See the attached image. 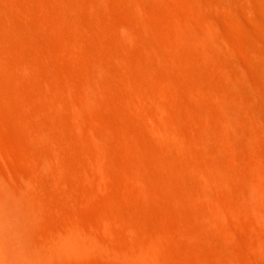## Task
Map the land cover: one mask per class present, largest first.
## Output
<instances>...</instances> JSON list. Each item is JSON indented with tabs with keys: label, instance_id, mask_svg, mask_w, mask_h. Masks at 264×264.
<instances>
[{
	"label": "bare ground",
	"instance_id": "bare-ground-1",
	"mask_svg": "<svg viewBox=\"0 0 264 264\" xmlns=\"http://www.w3.org/2000/svg\"><path fill=\"white\" fill-rule=\"evenodd\" d=\"M59 1H56V4L57 2L60 3ZM61 1L63 4L66 0ZM80 1L81 0H71V2H67L68 5L65 2L63 5L60 4L57 10H53L52 5L50 8L48 4L50 0H21L19 3L25 11L31 12V9L32 11H34L35 8L40 9L44 14H40V16H44L46 21L56 24V27L61 24L63 28L60 30L66 35L65 40H67V43L75 47H73V50L77 47L75 51L80 52V49L85 48L84 45L86 43L93 42L99 35L97 34L96 38L93 37L92 41L90 40L92 38H86L88 37V35L86 36L88 33L87 31L92 30L90 27H95L91 23L99 21L97 19L103 13L100 6H106L107 0H87L89 5L85 1L87 5H83H91L89 10L92 7L90 11L94 13L93 17H90L88 13V18H91L90 20H86L83 15L80 14L82 11L80 12L79 10H83L81 9L82 7L78 9L79 12L75 11V6L77 7L76 3L79 5V3H81ZM161 1L165 6L153 0H127L126 3L128 5L134 2L133 6L139 13L143 14L144 17H149L151 15L153 19L158 20V23H160L161 16L168 17L175 25L171 32L165 30L163 27L152 28L149 24L136 23L137 20L135 22H133V20L131 23H127V21L121 22L117 25L118 31H120L119 35L124 40L125 44L132 42L131 40L133 37V41H136L135 37L142 38L141 41L139 40L135 43L136 45L138 44L140 51H143V56L133 55L134 58L124 59L125 64L127 62L131 67L129 70L130 77L128 76L126 78L127 81L128 78H130L128 82L130 84V92H128L129 94L127 93L128 96L125 108L127 111H130L137 120H140L138 121L143 128L148 129L156 138L157 145H151L150 154L156 157L157 161L155 164L160 167H157L159 168L157 172H153L150 168L151 165L147 162L148 158H146V161H144L145 159L142 160V162H140L141 164L134 161L135 164L137 163L136 166L133 159L128 157L123 162L129 163L130 166L134 165V167L137 168L136 170H133V167L130 168L131 170L129 169L131 173L133 170L135 174L133 178L134 181L132 179L129 181L130 183L133 182L135 189H137L136 191H138L140 195L144 196V198L151 197V199L160 203L157 206L160 207L159 209L163 215L165 213V218H167L168 221L172 223L179 222L176 221V214H174V211L176 213L179 211L188 218V223L183 225L182 223L181 225L178 224L179 227L177 226L176 230L170 228L164 229L162 226H156L155 224L156 227H153V233H150V231L148 235H141L143 234L141 232L145 231L147 221L135 219V217L121 212V210H116L117 223L127 227H130L128 224H132L131 232L135 234L131 242L130 236H120V242L113 245L97 231H88L81 225L72 224L47 237L41 243L33 242L29 245L26 244L28 236L22 233L19 228H23L18 226L19 223L21 226V222L23 221H29L30 215L27 214L31 213V216L33 215L34 210L31 211V208L28 209L31 212L25 213L27 216L22 211V202H24L25 207L29 199L26 197V201L23 197H18L20 195H15L8 190L3 191L0 189V264H67L81 257L93 258L98 255L107 258L112 264H254V256L252 255L254 251H258V253L264 256V170L261 168L262 158L257 153L258 148L264 147V132L262 128L264 126V80L262 78L264 77V46L260 44L258 36H255L254 33L243 28L236 18L231 17L232 15L224 16L222 14V9L224 8L223 1L225 0ZM182 1L192 10V15L186 17L181 15L179 10H171L166 7L169 5L177 6V4ZM227 1L228 0H226V2ZM65 4L67 6H65ZM204 5H208L220 15L214 17L206 14L202 8ZM226 5H228V3H226ZM242 6L244 7V4ZM16 7L15 9L18 8ZM232 7L233 6H231V8ZM105 8L106 11L110 9L115 11V13L117 12L111 7ZM6 9H4V11L0 9V12H5ZM10 10H12V8ZM37 11L36 13H38ZM250 11H252V7ZM109 12L110 11L104 14L111 19L112 13L110 14ZM59 13L63 14V17H59ZM31 14L33 15V13ZM97 15V19H92ZM105 15L101 16V18H105ZM248 17L252 16L250 15ZM12 18L10 19L11 21ZM35 18L36 20L38 19L37 17ZM111 20L113 21V18ZM251 20L248 22L251 23ZM20 22L23 23L25 21ZM20 22L16 23L21 25ZM35 22L37 23V21ZM29 23L32 24V22ZM253 23L255 24L256 22L254 21ZM4 24H6V30H9L10 27L7 28V23L3 22L2 26H4ZM12 25L15 27L14 30L20 29V37L22 38H24L23 35L26 36L29 33L26 29L27 31L24 32L26 33L25 35L23 33V29H25L23 28L24 26H17L15 21ZM12 25L10 30L13 27ZM34 25L32 28H35ZM88 25L91 26L89 27ZM38 26H40V24H38ZM54 26L51 27L53 30ZM69 26L70 29H74L71 28L72 26L82 30L86 29V32L81 31L83 33L81 35L85 33L87 41L83 37H79L80 35L76 37L79 41L80 38L84 39L80 44H75L72 39L67 38L66 28H69ZM86 26L89 28L87 29ZM158 26H160V24H158ZM4 27L0 28L2 29V34L0 32L1 42H3L4 37L2 36L6 32L3 30ZM40 28L41 27H39V29ZM103 28L107 29L106 26H103ZM108 28V32L106 31V33L112 32L116 36V21L113 24L111 23ZM260 28L262 27L260 26ZM104 29H102V32H104ZM91 32L89 31L90 35ZM33 35V38H37L38 42H40L36 30ZM68 35L70 36L71 33ZM108 35L110 36L111 34ZM17 36L19 39L18 34ZM92 36L94 35H91V37ZM103 36L104 38L109 37L105 34L99 35V37L102 38ZM150 36L162 39V42H150L148 40ZM73 37L74 35L71 36V38ZM102 38L100 39L102 40ZM25 39H28V36L27 38L25 37L24 40ZM76 39L74 37V40ZM97 39L94 43L98 45V48L104 47V45L109 42L107 38V42L103 39L106 44H104L105 42L103 41L101 45L99 42L100 39L98 40L99 43H97ZM14 40H16L15 37ZM22 40L23 39H20L16 42L18 43ZM22 42L21 45L23 44ZM94 43L88 45V47L90 46L89 48L86 44L85 46L87 48L84 50L91 49ZM115 43L112 45L113 47H116ZM81 44L84 45L81 46ZM106 46H110V42ZM34 47L31 49H34ZM94 47L96 48V45ZM98 48L95 49L97 54L101 50L99 49L97 52ZM116 49L117 47L115 50ZM26 51L27 49L25 52ZM102 51H104L103 48L101 52ZM101 52L98 54L101 55L100 57L103 55L100 54ZM97 54L95 55L97 56ZM79 55L81 56L80 53ZM104 55L108 60L114 57L113 59L116 61V52H113L112 48H109L108 51L106 50ZM85 57L88 60L87 56ZM92 58L96 57L92 56L89 58V61L90 59L92 61ZM10 59L11 58L0 51V89L8 94L12 92L9 80L15 75L10 68ZM15 59L24 60L25 56L18 58L16 55ZM86 59H84V62ZM96 60H93L95 66L91 64L92 62H89L96 68L91 69L88 68L89 66L85 67L88 72L83 77L81 76V80L84 81L86 87L76 85V78L73 76L70 77L69 75L70 78L65 77L64 79H67L76 87L75 93L80 95L82 106L84 105L86 108L89 107V109L92 107L91 110L93 112H91V114L92 116L95 115V117L93 116V122H95L98 127L101 126L102 129H100L102 131L106 129V133L103 132V134H107L110 133L109 131H112L111 128H114L115 125L107 118L108 116H103L100 110H97V107L95 110V106L101 103L106 104V102L110 100H113V102H110L114 103L116 96L114 95L115 97H112L111 94L114 92V94H116V82L113 81L114 79L111 80L113 81L112 83L115 84L114 90L112 89L114 86L109 84V79L106 78L108 76L107 74H112V70L107 66L108 61L106 60V64L102 63V58L101 60ZM31 64H33V62ZM134 66H139L141 68V74H135V70L133 69ZM89 69H94L95 72L92 71L93 73L91 74ZM127 69L129 68L127 67ZM98 70L99 73L102 74H99L100 77L106 75V81L104 80V82L107 84L103 82V78L99 79V76L96 78L99 79V83L97 82L98 80H95L96 76L94 75H98L96 73ZM115 73L117 72L115 71ZM110 76L111 75H109V78ZM113 76L115 77V74ZM139 76L141 77L139 78ZM141 79L147 82V84L145 85L144 82L142 83ZM110 87H112L111 89L114 92L111 93L112 90H109ZM181 90L186 92H184V95L187 94L197 101L201 100V103L203 102L204 105L198 106L196 100L193 101L191 98L186 99L182 95ZM107 91H109L110 94H108ZM95 96H97V98ZM98 97H100V101H98ZM111 97L113 99H111ZM210 100L216 101L215 105L217 104V108L209 103ZM96 102L97 104L95 105ZM9 103L10 107H15L12 102ZM108 105L109 104L106 106ZM184 120L191 121V124L186 126ZM123 124H125V127L123 126L125 128V133L136 137L140 143L141 141H143V143L147 141L141 131H139L140 129L136 130L132 125ZM99 134L98 136L92 135L91 137L92 141L96 144V149L91 153L89 152V155L94 163L96 162L95 165L98 164V172L109 175L113 172L115 173L116 170V168L113 170V168L106 164L109 162L107 159L109 153L107 151L110 152L113 145L111 143H103L105 140L102 142L101 139H104L105 135L101 138L102 136ZM135 141L137 140L135 139ZM110 144L112 145L111 147L109 146ZM128 145L131 146L132 142ZM141 154L144 153L142 152ZM56 155L58 154H55V156ZM109 155L115 158L112 162L116 161V154H113V147ZM109 157L110 156H108V158ZM144 157H146V155ZM111 159L109 160L111 161ZM122 165L124 166V163H122ZM162 165L165 167L163 166L164 168H162ZM125 166L127 167V164H125ZM126 167H124V169L127 170ZM124 169L122 168L121 171L126 173L127 171ZM172 172L173 174L174 172L183 174V176H181L182 178H179L180 181L172 177ZM190 175H195L194 177H197L198 181L193 182ZM151 177L156 179L157 185H153L150 182V180H152ZM176 182H180L184 189L180 190V188H176ZM163 194L172 197L176 201V204L170 207V204H164L165 201L161 202ZM185 200L192 201L195 208L193 210L188 209L185 205ZM19 208L21 213L24 214L23 217L28 218L27 220H23L24 218H22V220L20 219L21 213L18 210ZM151 210L147 208L144 212L151 214L154 212H151ZM34 215L32 217H34ZM109 219L110 218L103 220V222H105L100 226H102L101 228H103L104 231L112 233L111 228L113 223L111 225L110 221L113 222V217L111 220ZM23 224L25 225L26 223ZM27 225H29V223ZM27 225L24 227L26 228ZM30 235L32 234L30 233ZM236 245L237 247L245 246L247 250L249 248L253 253L245 251L238 252L234 249Z\"/></svg>",
	"mask_w": 264,
	"mask_h": 264
},
{
	"label": "rangeland",
	"instance_id": "rangeland-1",
	"mask_svg": "<svg viewBox=\"0 0 264 264\" xmlns=\"http://www.w3.org/2000/svg\"><path fill=\"white\" fill-rule=\"evenodd\" d=\"M19 1L21 2V0ZM19 1L18 0H15V1L14 0H0V9L4 11V9L7 8L5 12H0V17H2L0 18V28L6 25L4 24V26H2L3 22L7 23L8 25L7 28L9 27L11 28V25L15 21V24H17V26H20V27L24 26L23 28L25 29H23V33L26 32L27 30L29 31V33L27 32L28 33L27 35L26 33H24L26 36L22 34L24 38L25 37L27 38L28 36V39L24 40V38L20 37V34H21L20 29L19 30L16 29L17 30L16 31L14 30L15 27L12 25L13 26L11 29L12 31L10 30V28L9 30L8 29L6 30V26H5L3 30L6 31L5 32L6 35L4 34L2 36L4 37L3 42L0 41V51L4 55L11 58L9 61L10 68L15 74L14 77H12V79L9 80V84L12 87V92L8 94L2 89H0V182H1L0 189L3 191L8 190L14 193L15 195H20L18 197L20 198L23 197V199H25L26 201L27 199H29L31 202L30 203L28 200L27 201L28 204L25 203L27 205L24 207V202H22L23 201L22 200L21 201L22 202L21 205H23L22 211L24 214L25 213L27 214L30 211L28 209L31 208V211L34 210L33 211V215L35 214L34 217H32L33 215L31 216V213L27 214V215H30V217L28 216L29 219L26 217H23L24 214L21 213L20 208L18 209L19 212L21 213L20 219L22 220V218H24L23 220L25 219L29 220L28 222L27 221L21 222L22 224L21 226H20V223L18 224L19 227L23 228V229H20L18 227L19 230L28 236L26 244L31 245L33 242L41 243L47 237L53 235L57 231H61L65 229L66 227L72 224L81 225L84 229L88 231H92V232L97 231L98 233H100L101 236H104V238L113 245H116L120 242L119 241L120 236H127V237L130 236V242H131L135 234L131 232L132 224L131 225L128 224L130 227H127V226H121L119 223H117L116 214H115L116 210H121V212H124L126 214H129L135 217V219H142L143 221L146 220L147 222L146 221L145 222L147 224H146V228L144 231L145 233L141 232L143 233L141 235H148L150 231H151L150 233H153V227L155 228L156 226H160V227L162 226L164 229L170 228L172 230H176L177 226L179 227L181 223L182 225L188 223V218H186V216L182 212H179V211H177V213L174 211V214H176V217H175L176 221H179V222L172 223L168 221L167 218H165L166 217L165 213L163 215V213L159 209L160 207L157 206L160 203L151 199V197L144 198V196L140 195V193L136 191L137 189H135L133 182L130 183L129 181L131 179L134 181L133 178L135 174L133 170H136L137 168H135L133 164H132L133 166H130L129 163L123 162L125 159H127V157L133 159V162L136 161L137 163L142 162V160L144 159H145L144 161H146V158H148L147 162L151 165L150 168L153 172H157V170L159 169L157 167H160L157 164H155L157 161L156 157L150 154V149L152 147L151 145H157L156 138L153 136V134L148 129L143 128L141 124L139 123L140 120L138 119L139 120L138 121L137 118L130 111H127V109L125 108L126 103H127V96H128L127 93L130 92L129 90L130 84L128 83L130 78H128V81L126 80V78L128 76L130 77L129 70L131 69V67L127 64V62L125 64L124 59L134 58L133 55L143 56L144 54L142 53L143 51L141 52L140 48L138 47V44L136 45L135 43V42H138L139 40L141 41L142 38L135 37L136 41H133L134 40V37H133V39L131 40L132 42H130L129 44L128 43L125 44L124 40L119 35L120 31H118L117 25H119L121 22L127 21V23L129 22L131 23L133 20H134L133 22L137 20L136 23H144L147 25L149 24V26L152 28H155V27L162 28L163 27L165 30H169V32H171L175 27L173 21L169 19L168 17L161 16L160 23H158V20L153 19L151 15L149 17L148 16L144 17L143 14L139 13L138 10L134 8L133 6L134 2L132 3L129 2L131 4L127 5L126 3L127 0H107L106 6L104 7L100 6L101 10H103V13L101 16L105 15L106 12L110 11L109 13L110 14L112 13L111 19L113 18V21L110 19V17H106V15L104 16L106 19L101 18V16L97 19L98 15L94 16V18L92 19H97L99 21H96V23H91L93 26H95L94 28L90 27L91 25H88L90 29L92 30H88L87 31L88 33L86 34V36L88 35V37L86 38H89V39L92 38L90 39L91 41L93 40V37L96 38L97 34L99 35L105 34L106 36H109L108 34H111L109 37L104 38L103 36L102 38V37H99L98 35L97 36L98 39L96 38L97 43L100 42L101 45L104 40H106L107 42V39H108V41L110 42V46H106L107 44H109V42H107L106 44V42L104 41L105 42L104 44H106L104 45L105 48L103 46L100 47V45H99L100 48H98V45L94 43L96 39H94L93 42L91 43L89 42L90 40L88 39L89 43L88 44L86 43L87 47L88 45H91L94 43V46L96 45V48H98L97 52L99 51V49L102 50L103 48L104 51L102 52L101 50L99 51L101 52L100 54H103L102 57H100L101 55H98L99 52L98 54L95 52L96 48L94 46H91L92 47L91 49L89 50L86 49L85 51L84 49L87 47L85 46L86 44L85 45L83 44L85 48L80 49L81 50V51L79 50L80 52L75 51L77 47L76 49L73 50L74 46L72 47V45L67 43V40H65L66 35H64L62 30H60L61 28H63L61 24L59 25L57 23L59 26L56 27L57 26L56 24L46 21V18L44 16L42 17L40 16V14L44 15L40 9L35 8V10L36 9L40 10V11L36 10L38 13H36L34 9H33L34 11H32L31 9V12L25 11L22 5H20ZM56 1H59V0H50V3H48L50 8L52 5L53 10H57L58 9L57 7H59V5L62 4L61 0L59 1L60 3L57 2V4H56ZM68 1L71 2V0H66L64 1V3L65 2L67 3ZM82 1L83 0H81L80 1L81 3H79V5L82 4L80 6L78 5V3H76L77 7L75 6V11L77 12L82 11L80 14H82L86 20L88 19L90 20L91 18H88V15L90 14L89 15L90 17H93L94 15L93 11L92 12L90 11L92 10V7L89 10V7L91 5L86 6L87 4L89 5L87 0H84L83 3ZM85 1L87 2V4L85 3ZM153 1L158 4L160 3L162 6H165V4L161 0H153ZM240 1L242 0H236V3H235V0H228L227 2L226 0L223 1L224 8L222 9L223 11L222 14L224 16L232 15L231 17L236 18L240 22L243 28L254 33L255 36L257 35L260 41V44L264 46V23H263L264 22L263 20L264 19V0L262 1L261 0H248V1L243 0L242 2ZM225 2L228 3V5H226ZM83 4H86V5H83ZM243 4H244V7L242 6ZM15 5L18 8L19 7L20 8L18 9ZM67 5L65 4V6ZM14 6L17 9H15ZM231 6H233L232 7L233 9L231 8ZM61 7H64V6H61ZM80 7H82L81 9L83 10L78 11ZM105 7L107 8L111 7L112 9H115L117 12L115 13V11L110 10V9H107L108 11H106ZM166 7H168L171 10H179L180 14L186 17L192 15V10L184 3V1L177 4V6L169 5ZM251 7H252V11L254 12L250 11ZM11 8L12 10H10ZM100 8L98 7L99 10ZM202 8H203V11L208 15H211L214 17H218V15H220L218 14V12L214 11L208 5H204L202 6ZM243 12H245L246 14ZM16 13L18 16L16 15ZM31 13H33V15ZM241 13H242V17H241ZM247 14L248 16L251 15L253 18L248 17ZM62 15L63 14H60V13L58 14L59 17H63ZM10 16L11 18L13 16L12 21L15 19L16 16L19 19L16 18L12 22L10 20L11 19ZM34 16L37 17L38 19L36 20ZM249 20H251V23L248 22ZM20 21L22 22L25 21L27 24L25 22L21 23ZM35 21H37V23L39 22L38 24H40V26H38V24ZM115 21H116V36L112 32L107 34L106 31L108 32L107 29H109L108 28L109 25H111V23L113 24ZM254 21L256 22L255 24L253 23ZM16 22H20L21 25H18L19 23H16ZM29 22H32V24ZM158 24H160V26H158ZM33 25L35 28H32ZM52 26H54V30L53 28H51ZM74 26L71 27L74 29H70V26L69 28H66L67 30L66 32L68 36L67 38L72 39V41L75 44L77 43L80 44L81 41H84V39H86L85 33L84 35H81L83 34L81 31L86 32V29L82 30ZM103 26H106L107 29L106 28L104 29ZM260 26L263 29L260 28ZM39 27L41 28L39 29ZM89 27H87V29ZM102 29H104V32H102ZM35 30L38 33V38L40 42H38V39L36 37H35L36 39L33 38L34 37L33 33ZM89 31L90 32L92 31L91 35H94V36L91 37V35L89 34ZM0 32L2 34V29H0ZM76 32H78L79 34ZM16 33L19 35V39ZM69 33H71L70 36L68 35ZM259 34H260V37H259ZM73 35L75 39L79 35H80L79 37H83L84 39L82 38L83 39L82 40L80 38V41H79V39L77 38L78 40L77 39L74 40V37L71 38V36ZM14 37L16 40H14ZM100 38H102V40ZM20 39H23L22 40L23 42L19 41L20 43L19 42L17 43L16 41ZM148 40L153 43L162 42V39L154 38L151 36L148 37ZM21 42L23 43L22 45H21ZM114 43L116 44V47H117L116 50H115L116 47L112 46L114 45ZM24 44L27 46H25ZM34 44H35V47H34ZM83 45L81 44V46ZM23 47L25 50L27 49L26 52L23 49ZM33 47L36 52L34 51V49H31ZM79 48H80V45H79ZM109 48H112V51L116 52V61L115 59H113L114 57L109 58V60L108 58L105 57L104 54L106 50L107 51L109 50ZM79 53L81 54V56L79 55ZM15 54L18 56V58L21 56H25V59L16 60ZM95 54H97L98 58ZM83 55L84 57L87 56L88 60L86 59V57L84 58ZM90 56L96 57L97 60L98 59L101 60L102 58L101 60L102 63H106V64H107L106 62L107 60L108 61L107 66H109L110 69L112 70V74L113 73L115 74V77L113 76L114 74L112 75L111 73L107 74L108 76L106 77L109 79V82H110L109 84H112L114 86L113 88L110 87L109 90H112L115 88V84H113L112 82L113 81L116 82V94H114L115 92L113 90L111 91V93L114 92L111 94L112 97L116 96V100L114 99L115 100L114 103H112L113 100H110L112 102L110 101L106 102V104L101 103L102 105L99 104L100 102L98 103L99 105H96L97 102L95 103L96 105L95 110L97 107V110L99 109L100 112L103 114V116L105 117L108 116L107 118L110 119L112 123H114L115 125V126L112 125L114 126V128L112 127L113 128V129L111 128L112 131H109L110 133H107V134H105L106 129H103L102 131L101 130L102 127L101 126L98 127L96 123L93 122L94 120L93 116L95 117V115L92 116L91 114V112H93L91 110L92 107L91 109H89V107L86 108V106L84 105L82 106V102L79 97L80 95L75 93L76 87L70 81H68L67 79H64L65 77L70 78L73 76L74 78H76V85L86 87V84L84 83V81L81 80V76L83 77L88 72L85 67L89 66L88 68H91V69L96 68V67H93L95 66V64H93V60L94 59L96 60V58H92V61L91 59L89 61V58H91ZM81 57L83 58V60ZM84 59H86L87 61L85 60L84 62ZM12 60L14 61V63ZM32 62L33 64H31ZM89 62H92L91 64H93V66ZM127 67L129 69H127ZM94 69L93 70L89 69L91 74L95 72ZM133 69L135 70V74L137 75L141 74L142 70L139 66H136V67L134 66ZM115 71L117 73H115ZM96 73L98 75H94V76H96L95 80L96 81L98 80L97 81L98 83H99V79H102V78H103V82L104 80L106 81L105 74H103L105 76L100 77V75L102 74L99 73V70ZM109 75H111L112 78L111 76L109 78ZM97 76H99L100 78L96 79L98 78ZM140 77L141 76H139V78ZM262 78L264 80V77ZM112 79L114 80L111 81ZM141 81L142 83L144 82L145 85L147 84V82H145L143 79H141ZM107 92L108 94H110L109 91ZM184 92L185 91L181 90L182 95L186 99L187 98L192 99V97H189V95L187 94L184 95ZM95 97L97 98V96ZM112 97L111 99H113ZM192 100L195 101L196 99L193 98ZM98 101H100V97H98ZM101 101L103 102L102 98H101ZM198 101L196 100V103H198V106L203 104V102L201 103V100H198ZM9 102H12L15 105V107H10ZM57 102H58V105H57ZM215 102L214 100L212 101L210 100L209 103L213 107L217 108V104L215 105ZM107 104L109 105L106 106ZM184 121H185L186 126H189L191 124V121L189 120H184ZM123 123L132 125L133 128H136V130L140 129L139 131H141V133L143 134L144 138H146L147 141L146 142L144 141V143L143 141H141L140 143V141L136 137L130 136L127 133H125L124 132L125 124ZM121 124H122V127H121ZM262 128L264 132V126ZM99 132L101 135L99 134ZM103 132L105 133L103 134ZM98 134L102 136L101 138H103L105 135L104 139H101L102 142L105 140V142L103 143H108V144L111 143L113 145L112 146L110 144L109 146L113 147V154H116V161L112 162L115 158H112L114 156L109 155L111 154V151H112V147H111V150L108 149L110 150V152L107 151L109 153L108 156H110L109 158L107 156V159L111 163L108 162L109 164L108 163L106 164L109 165V167L113 168V170H115L116 168L115 173L113 172L109 175L102 174L101 172L99 173L98 164L95 165L96 162L94 163V161L89 155V152L91 153L92 151H94V149H96V144L94 141H92L91 137L92 135L98 136ZM135 139L139 142L135 141ZM131 142H132V145L129 146L128 144H131ZM142 152L144 154H141ZM257 153L262 158L261 168L264 170V164H263L264 163V147L258 148ZM55 154H58V155L55 156ZM145 155L146 157H144ZM53 156H55L56 158ZM109 159H111V161ZM122 163H124V166L122 165ZM137 163L135 164L134 162L135 166L137 165ZM125 164H127V167L125 166ZM163 166L164 165H162V168L165 167ZM124 167H126L127 170L124 169ZM131 167H133L132 173L130 171ZM122 168L129 173L122 172L121 171ZM172 174L173 172L171 173V175ZM181 176H183V174L178 173V172L176 173L174 172V174L172 175L173 178L174 177L177 178V181H180V179L182 178ZM190 176L189 177L191 178V180L193 179L192 180L193 182L198 181L197 177H194L195 175H190ZM153 178L151 177L152 180H150V182L153 185L154 184L157 185V182L155 181L156 179L155 178L153 179ZM176 183H177L176 188H180V190L184 189V187L182 188L183 185H181L180 182L179 183L176 182ZM12 189H14L15 191L17 190V191L15 192ZM18 190H20L21 192ZM162 196L163 197L161 199V202L165 201L164 204L166 203L167 205L170 204V207L176 204V201L169 195L163 194ZM185 203L188 209L193 210L195 208L192 201L185 200ZM146 205L149 207H147ZM147 208H150V210L153 208L151 212L152 211L154 212L151 214L144 212L145 209ZM31 217L33 221L31 220ZM112 217H113V220H112L113 222L110 221L111 225L113 223L112 228H111L112 233L111 232L109 233L108 231H104L103 228H101L102 226L100 225L105 222V221L103 222V220L108 219V218H110L109 220H111ZM23 223H26L25 225L29 223V225H27V227L25 228L24 227L25 225ZM30 233L32 235H30ZM234 249L238 252L239 251L240 252H243V251L252 252L249 248L247 250L245 246L237 247L236 245L234 246ZM252 255L254 256L253 257L254 264H264V256L258 253V251L256 252L254 251ZM93 258L81 257L78 260L70 261L67 264H112L107 258L100 256V255L95 256Z\"/></svg>",
	"mask_w": 264,
	"mask_h": 264
}]
</instances>
